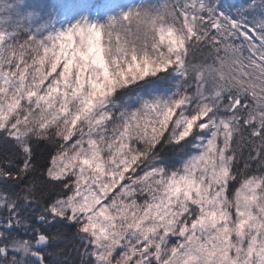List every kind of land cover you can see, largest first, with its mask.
Listing matches in <instances>:
<instances>
[{
    "label": "snow or ice",
    "instance_id": "obj_1",
    "mask_svg": "<svg viewBox=\"0 0 264 264\" xmlns=\"http://www.w3.org/2000/svg\"><path fill=\"white\" fill-rule=\"evenodd\" d=\"M52 7L0 16V264H264V0Z\"/></svg>",
    "mask_w": 264,
    "mask_h": 264
},
{
    "label": "rangeland",
    "instance_id": "obj_2",
    "mask_svg": "<svg viewBox=\"0 0 264 264\" xmlns=\"http://www.w3.org/2000/svg\"><path fill=\"white\" fill-rule=\"evenodd\" d=\"M25 2H27V0H25ZM40 2L53 5L49 11L51 13V19L57 24V28H66L69 25L67 23L61 22V18L57 15L58 9L55 7V5H68L69 7H73L79 11V15L76 16L72 23H75L81 19H87L92 23L103 25L109 22L110 19L119 18L122 13H126L130 9L141 4V0H135L129 5H127L124 0H119L115 3V5H111L108 12L103 15L101 14V11L104 4L100 2V0H40ZM19 3L20 0H2V2H0V16L7 18L10 16L19 15ZM101 39L103 42V36Z\"/></svg>",
    "mask_w": 264,
    "mask_h": 264
}]
</instances>
